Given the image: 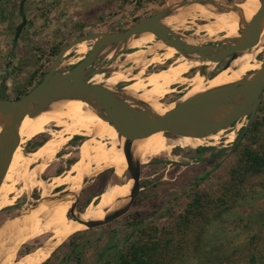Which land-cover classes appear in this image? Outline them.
Masks as SVG:
<instances>
[{
  "label": "rangeland",
  "instance_id": "1",
  "mask_svg": "<svg viewBox=\"0 0 264 264\" xmlns=\"http://www.w3.org/2000/svg\"><path fill=\"white\" fill-rule=\"evenodd\" d=\"M185 1L191 0H25L21 11V0H0V99H16L29 91L48 72L61 48L75 38L91 32L124 30L144 17L167 8L175 9L177 4ZM214 1L222 6L231 4L238 10L248 0ZM185 8L160 20H169L168 26L179 36L192 35L200 25L211 23L212 20L207 21L201 15L211 7L195 3ZM24 17L26 23L16 37V28ZM197 32L198 37H204L202 42H210L223 34L216 32L208 36L204 31ZM131 44L114 46L108 51L99 50L98 55L108 56L99 60H111L123 51L111 62V69L93 75L89 82L98 81L96 83L105 87L109 84L107 88L111 91L115 87L135 85L133 93L136 99L149 101L151 106L148 109L152 112L179 99L193 88L189 81L195 77L204 59L200 58L196 65L181 73L178 80L166 84L168 86L161 83L152 86L146 81L150 74L168 66L175 68L178 55L173 53L167 59L162 58L163 65L149 62L143 66L129 61L127 54L142 51L140 58L147 61L154 54L163 57L161 54L165 51L154 47L153 52L149 53V46H139L137 49L131 48ZM88 50L85 48L81 51L86 54ZM85 54L69 50L62 58L64 62L61 68L69 70ZM262 56L264 50L256 55L258 59ZM230 62L229 57L220 62L210 78L229 67L231 71L235 70ZM115 70L121 72L124 79L112 78L108 83L106 80L114 77L112 75ZM231 71L226 72V75L229 76ZM160 88L166 89L154 95ZM135 107L142 108L139 105ZM237 122L242 126L246 118ZM237 122L229 131L234 129ZM63 127L69 130L63 136V142L67 138V144L64 148L59 145L58 151L53 148L52 153L47 155L46 159L54 160L48 163L45 175L34 177L28 172L24 175L26 170L16 165L11 168L23 177L25 183L38 181L43 186L39 191L35 189L23 193L11 206L7 205L0 210V232L12 227L18 220L24 221V213H28L29 219L34 218L32 209L42 196L47 202L46 214L56 210L55 218L71 222L73 219L66 214L75 194V217H80L87 208H96L119 194L125 172L121 169L122 177L115 187L119 172L114 171V167L89 177L79 176L78 184L75 176L80 174L74 171L71 177L65 179V182H69L67 189L49 180L53 175L62 177L64 172L70 170L69 166L73 162H86L91 147L81 152L84 144L95 146L102 142L96 135L71 130L66 122H63ZM47 136L39 133L27 141L23 137L18 148L22 147L25 153L34 151L37 143L46 141ZM198 146L192 148L175 145L169 149L168 156L141 163L140 189L129 209L117 219L101 226L85 227L68 238H62L55 249L51 242L46 241L52 232L44 230L16 247L15 260L24 264L33 252L43 247L33 256L38 259L35 264L42 263L46 258V264H69L68 261L74 262L76 259V252H79L78 256L82 257L84 264H102L106 260L108 264H118L120 254L126 252L130 243L150 242L154 239L162 244L160 264H264V167H250L245 157L246 149L260 154L264 152V91L254 120L242 137L230 142L224 139L215 144L205 142L202 145L204 150L196 152ZM56 153V157L52 158ZM89 166L85 164L84 168ZM195 195L200 197L199 212L186 214L185 210ZM127 201L115 210L123 209ZM43 226L47 227L48 223ZM51 226L55 228V225ZM4 232L0 233V237ZM26 245L29 246L28 251L31 250L28 254L24 253ZM73 245L77 247L73 249Z\"/></svg>",
  "mask_w": 264,
  "mask_h": 264
},
{
  "label": "bare ground",
  "instance_id": "2",
  "mask_svg": "<svg viewBox=\"0 0 264 264\" xmlns=\"http://www.w3.org/2000/svg\"><path fill=\"white\" fill-rule=\"evenodd\" d=\"M263 2L264 0H248L241 7H239L238 10L228 11L224 13H220L213 7L210 8L212 10L209 9L207 12L205 11V13H202L200 11L202 13L201 15L203 19L212 21L211 23L209 22L210 24L208 23V25H200L197 31H204V33L208 36L213 35L216 32L223 33L219 37H214L215 40L238 37L242 28V25L240 24L248 22L252 14L260 5L263 4ZM183 9H185V7ZM261 21L262 33L259 42L247 50L236 53L234 58L231 59V66L233 65L235 67V70L233 69V71H231V67H229L215 77L210 78L220 65L217 62L203 60L200 66L197 68L200 69L204 67V69H202V74L197 71L195 77L189 81V85H192L193 88L184 93L179 99L173 100L166 103L164 106H161L154 113L163 114L171 109L179 100L188 98L194 94L204 92L206 90L234 83L239 80L247 79L257 73L260 70L261 62L264 58V56H262L260 59L256 57V55L260 54L264 50V15H261ZM160 22L167 26L170 24L169 20H160ZM196 32L191 33L192 35L181 36V38L185 42L198 44L200 41H202V39H204V37H198V32ZM129 42L133 43L131 44V48L138 49L139 46H149V53L153 52L154 47L163 49L165 51L163 52V54H161L163 57L154 54L152 58L147 61L141 60L140 56L143 54L142 51H133L127 54V59L129 61L135 62L136 64H141L143 66L147 65L149 62H159L161 63V65H163L164 62L161 61L162 58L167 59L168 57H171L173 53L178 55L176 62L174 63L176 65L175 68L168 66V68L160 69L158 72L150 74V77L147 78L146 81L152 86H155L158 83L166 85L169 82L178 80L181 73L185 72L186 69H189L190 67L196 65V63L200 59L199 56L194 54L184 55L178 53L175 48L167 45L160 39L158 40L157 35L151 32H144L138 35H133L129 39L121 43L107 45L101 48L100 51H108L111 47ZM92 43L93 40H85L76 44L72 49L79 54H85L81 50L90 48ZM97 57L105 59L108 56L107 54H104L97 55ZM63 62L64 61L62 60L59 68L62 67ZM228 71H231V74L229 76L226 75V72ZM113 73L114 74L112 76L114 77H109V79L107 78L108 80L106 81L108 83H110L112 78H118L119 80L124 79L121 72L118 73L115 70ZM208 75L210 76L206 78ZM204 79L206 80L205 82H203ZM108 86L110 87L109 84L107 85V87ZM134 86L135 85H130L121 89L115 88L112 92L117 96H127H123L127 99L126 102L130 104L133 103L136 106L137 104L134 99L137 98V96H135L133 93ZM165 89L166 88H160L154 95L160 94ZM138 100H140L143 103V107H146L147 109L151 106V103L149 101H143L140 98H138ZM99 114H101V112L93 107L92 104L86 101L80 99H62L51 102L45 108V110L41 111L37 115L27 116L22 121L20 138L15 149L12 152L11 159L5 169L3 177L0 179V210L7 205L11 206L16 198L21 196L23 193L25 194V192H30L35 189L39 191L43 186V183L38 181H33V183L31 184L25 183L23 181V177L13 172L11 168L16 165L17 167L26 170L24 171V175L25 172H28L34 177L45 175L48 163L54 160L46 159L47 155L52 153V151L54 150L53 148L58 151L60 146L63 145L62 147L64 148L67 144V138H65V141L63 142V136H65L69 130L63 127V122L68 123L71 126V130H78L77 133L86 132L88 134L96 135L102 142L98 141L101 144H97L95 146L93 144L91 146L88 143L84 144L81 147V152H86V150L91 147V154L87 155L86 162H73L69 166L70 170L64 172V175L62 177L53 175L50 176L49 180L56 185L62 184V186H65V189H67L69 182H65V179L71 177L74 171L80 174L78 175V177L75 176V181L78 184L79 176L89 177L90 175L114 167V171L119 172L117 173V182H115L114 184L116 187L121 180L122 170H124L125 172L127 167L122 149L125 138L120 137L114 129L113 125L100 118ZM3 126L4 118L2 117V115H0V129ZM240 126L241 123L237 122L232 131H229L230 128L221 129L216 133L204 137H173L169 133L158 131L146 138L136 139L132 141L131 157L133 161H138L144 164L150 159L168 156L170 154L169 149L173 148V146L175 145L193 148L198 145H202L205 142L208 144H215L221 139H224L225 142H230L234 139L235 132ZM39 133L47 134L48 136L47 140L44 141L40 146H37L36 150L34 149V151L32 150L31 152L28 151V153H25L22 147L18 148L22 143L21 138L24 137V140L27 141ZM91 143L92 141H90V144ZM85 164L90 166L84 168ZM29 166H31V169L28 170ZM131 185L132 180L124 178L121 190L116 197L112 198L102 205H99L96 208H87L86 211L78 218L82 220L103 219V217L107 213L114 211L118 206L122 205L129 198ZM46 205V198L42 196L40 200H37L36 206L32 209L34 218L30 215L32 218L29 219V217L27 216L28 213H24L22 215V219L24 221L18 220L12 227L0 232L2 233L5 231L3 236L0 237V264H21L18 263L17 260H15L14 251L16 247L19 244L22 245L30 237L44 230L52 232V235L46 241L51 242L53 244V249H55L60 239L68 238L75 232L85 228L84 224H81L75 220L71 222H64L61 219L58 220L57 218H55L56 210H52L49 214H46ZM45 223H48L47 227L43 226ZM51 224L55 225V228H53ZM42 249L43 247L33 252L30 256V259H28L24 264H35L36 262H38V259L33 258V256L38 254Z\"/></svg>",
  "mask_w": 264,
  "mask_h": 264
},
{
  "label": "water",
  "instance_id": "3",
  "mask_svg": "<svg viewBox=\"0 0 264 264\" xmlns=\"http://www.w3.org/2000/svg\"><path fill=\"white\" fill-rule=\"evenodd\" d=\"M24 1L20 2L21 11ZM195 3L213 7L220 13L236 11V7H232L231 4L222 6L214 0H191L177 4L175 9L167 8L144 17L124 30L91 32L81 35L61 48L45 76L24 95L16 99L1 98L0 115L4 118V126L0 129V179L3 177L20 138L22 121L29 115H37L45 110L51 102L62 99H80L92 104L101 112L99 117L112 124L117 134L125 138L122 149L127 167L123 177L132 180L128 201L123 209L107 213L102 220H82L73 216L77 201L75 194L66 216L84 224L87 228L101 226L117 219L129 209L135 200L140 189L141 163L132 160V141L146 138L158 131L169 133L173 137H204L221 129L231 128L239 119L246 118L245 124L241 126L232 141L239 139L252 123L262 99L264 58L260 70L251 77L179 100L163 114L150 111L135 98L136 104L142 107L139 109L126 102L125 97L127 96H117L103 84L89 82V78L93 75L111 69V62L123 51L111 60H99L97 55L101 48L121 43L133 35L144 32L154 33L158 40L175 48L178 53L194 54L204 60L217 63L227 57L233 59L236 53L247 50L259 42L262 33L261 15H264V2L255 10L248 22L240 24L242 28L239 36L229 39L200 41L198 44H192L185 42L171 27L160 22V19L169 14L186 9L180 8L185 6L188 8ZM25 23L24 17L16 28V37ZM85 40H93V43L83 58L69 70L64 71L63 68H59L63 56L76 44ZM97 61L99 63H95ZM202 69L204 67L199 69L201 74ZM202 145L198 147H203ZM112 172L114 173L113 170Z\"/></svg>",
  "mask_w": 264,
  "mask_h": 264
},
{
  "label": "trees",
  "instance_id": "4",
  "mask_svg": "<svg viewBox=\"0 0 264 264\" xmlns=\"http://www.w3.org/2000/svg\"><path fill=\"white\" fill-rule=\"evenodd\" d=\"M42 79V78H41ZM39 79V81L41 80ZM38 81V82H39ZM37 82V83H38ZM256 123V121H255ZM255 126V124H254ZM40 143H37V146L40 145ZM204 150L203 147H198L195 151L200 152ZM245 157L246 162L250 167L260 168L264 167V152L262 154L252 151L250 149L245 150ZM247 166V165H246ZM200 197L199 195H195L194 200L190 204L189 207L186 208L185 212L186 214H198V207L200 206ZM162 244L158 240H152L150 242H132L130 243L129 247L127 248L126 252L123 254H120L118 258V264H160L161 261V249L160 247ZM74 247H77V245H73ZM77 257L72 261H68L69 264H84V261L82 260V257L78 256L79 252L77 253ZM46 260L42 262V264H46ZM109 261L106 260L102 264H108Z\"/></svg>",
  "mask_w": 264,
  "mask_h": 264
},
{
  "label": "flooded vegetation",
  "instance_id": "5",
  "mask_svg": "<svg viewBox=\"0 0 264 264\" xmlns=\"http://www.w3.org/2000/svg\"><path fill=\"white\" fill-rule=\"evenodd\" d=\"M24 2H25V1H24ZM253 120H254V119H253ZM252 122H253V121H252ZM251 124H252V123H251ZM251 124H250V125H251ZM249 127H250V126H249ZM249 127H248V128H249ZM247 130H248V129H247ZM247 130H246V131H247ZM246 131H245V133H246ZM245 133H244V134H245ZM244 134H243V135H244ZM209 135H211V134H209ZM222 135H223V134H222ZM243 135H242V136H243ZM242 136H241V137H242ZM42 143H43V142H42ZM42 143H41V144H42ZM41 144H40V145H41ZM40 145H38V146H40ZM36 148H37V147H36ZM36 148H35V150H36ZM57 154H58V153L54 154V155L52 156V158H55ZM71 164H72V163H71ZM71 164H70V165H71ZM27 245H28V244H27ZM27 245H26V246H27ZM26 246H25V248H24V253H25V254H28L31 250L28 251L29 246H27V247H26ZM32 249H33V248H32ZM17 262L20 263L19 261H17ZM40 264H41V263H40Z\"/></svg>",
  "mask_w": 264,
  "mask_h": 264
}]
</instances>
